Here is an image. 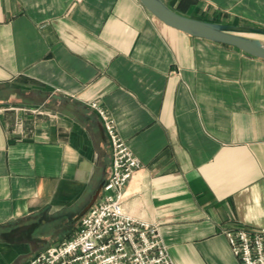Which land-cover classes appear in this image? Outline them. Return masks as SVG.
Segmentation results:
<instances>
[{
    "label": "crops",
    "instance_id": "obj_1",
    "mask_svg": "<svg viewBox=\"0 0 264 264\" xmlns=\"http://www.w3.org/2000/svg\"><path fill=\"white\" fill-rule=\"evenodd\" d=\"M164 1L264 29V0ZM94 103L142 163L128 213L159 224L175 264H241L225 229L264 227V59L140 0H0V264L73 235L109 178Z\"/></svg>",
    "mask_w": 264,
    "mask_h": 264
},
{
    "label": "built area",
    "instance_id": "obj_2",
    "mask_svg": "<svg viewBox=\"0 0 264 264\" xmlns=\"http://www.w3.org/2000/svg\"><path fill=\"white\" fill-rule=\"evenodd\" d=\"M112 170L102 194L82 216L73 235L33 256L28 264H175L158 223L134 218L125 208L126 186L142 166L106 112ZM241 264H264V227L225 229Z\"/></svg>",
    "mask_w": 264,
    "mask_h": 264
},
{
    "label": "water",
    "instance_id": "obj_3",
    "mask_svg": "<svg viewBox=\"0 0 264 264\" xmlns=\"http://www.w3.org/2000/svg\"><path fill=\"white\" fill-rule=\"evenodd\" d=\"M140 1L153 15L169 26L193 36L235 46L246 53L264 59V29L262 28L196 18L176 11L164 0ZM102 188L103 184L77 215L76 220H80L95 204Z\"/></svg>",
    "mask_w": 264,
    "mask_h": 264
}]
</instances>
